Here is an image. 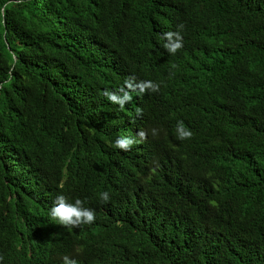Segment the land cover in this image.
Instances as JSON below:
<instances>
[{
	"label": "trees",
	"instance_id": "1",
	"mask_svg": "<svg viewBox=\"0 0 264 264\" xmlns=\"http://www.w3.org/2000/svg\"><path fill=\"white\" fill-rule=\"evenodd\" d=\"M0 264H264V0H0Z\"/></svg>",
	"mask_w": 264,
	"mask_h": 264
},
{
	"label": "clouds",
	"instance_id": "2",
	"mask_svg": "<svg viewBox=\"0 0 264 264\" xmlns=\"http://www.w3.org/2000/svg\"><path fill=\"white\" fill-rule=\"evenodd\" d=\"M184 28L183 24L177 25L176 31H167L162 34L163 39L166 41L164 47L172 54H175L178 50L184 47V36L182 30ZM126 88H121L120 92L105 90V96L113 104H117L121 109L132 101L133 97L130 92L126 89L136 90L139 88L140 92L151 90L153 92H158L160 90V84L153 82L151 80L142 81L139 84H134L129 81H125ZM156 130H153L155 134ZM176 133L179 139H190L193 136V132L185 125L183 120H179L176 125ZM148 134V135H147ZM151 132H140L137 136L139 140L142 137L148 139V136L153 135ZM137 143V139L133 136H119L115 140L114 146L116 148L122 149L124 151H130L133 146ZM100 200L104 203H108L111 199V194L109 191H104L99 196ZM86 201L82 199H75L72 202L68 197L60 194L56 197L53 207L50 210L51 218L56 221L59 225L65 227H79L81 225H90L96 221L97 213L94 208L87 207ZM68 259L67 257L65 258Z\"/></svg>",
	"mask_w": 264,
	"mask_h": 264
}]
</instances>
